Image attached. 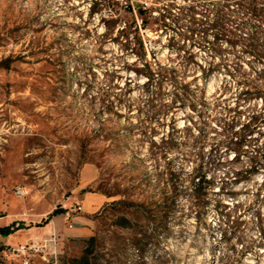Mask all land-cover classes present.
Masks as SVG:
<instances>
[{
    "label": "rangeland",
    "instance_id": "rangeland-1",
    "mask_svg": "<svg viewBox=\"0 0 264 264\" xmlns=\"http://www.w3.org/2000/svg\"><path fill=\"white\" fill-rule=\"evenodd\" d=\"M139 2L153 73L135 0H0V264H264V0Z\"/></svg>",
    "mask_w": 264,
    "mask_h": 264
},
{
    "label": "trees",
    "instance_id": "trees-1",
    "mask_svg": "<svg viewBox=\"0 0 264 264\" xmlns=\"http://www.w3.org/2000/svg\"><path fill=\"white\" fill-rule=\"evenodd\" d=\"M136 3V8L133 9L132 7H129L128 9V14H129V20L126 21L121 29V32L131 38L133 40V50H135L134 54L137 56V58H142L144 59L146 62L145 64L148 65V59H147V49H146V45H145V40L143 38V35L141 34V30L142 29H148L150 28L148 23H147V19H146V10L143 9L141 7V4L139 2V0H135ZM138 19H140V22H138ZM149 66V65H148ZM150 68V66H149ZM143 69H141L142 71ZM151 73H153V70L150 68L149 69ZM140 70H138L139 72ZM143 72V71H142ZM150 73H146L147 75V79H149ZM258 122H256L255 124H257ZM254 131V129H250L249 133H252ZM247 136H245L246 138ZM233 144L237 146V148H241L244 144H245V139L243 138H239L236 137L235 141H233ZM238 153H235V156H237ZM208 175L205 173L203 175H200V173L196 174L195 176V187H200L202 185V183L204 181L209 182L208 180ZM199 191L197 192L196 195L199 196ZM63 210L61 209V207H58L56 209H54L52 212L49 213L48 217L45 218L43 220L41 224H46L47 222H49L54 216L62 213ZM25 228V226L22 223H17V222H12L8 225H4L0 227V235L1 236H8L12 233H14L15 231Z\"/></svg>",
    "mask_w": 264,
    "mask_h": 264
}]
</instances>
